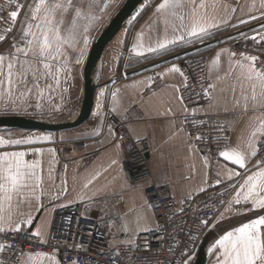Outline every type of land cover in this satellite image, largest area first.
<instances>
[{"label": "snow or ice", "instance_id": "snow-or-ice-1", "mask_svg": "<svg viewBox=\"0 0 264 264\" xmlns=\"http://www.w3.org/2000/svg\"><path fill=\"white\" fill-rule=\"evenodd\" d=\"M111 2L112 0H32L31 4H27V0H7L10 7L7 16L2 15L5 8L0 6V21H10L13 26L17 24L21 13H24L23 21L20 22L21 35L18 43H13L12 50L8 53L0 54V114L18 115L21 112L29 114V109L33 107L31 103L33 99H35V109L43 111L45 102L51 104L54 92L60 93L63 101L62 93L68 92V87L64 85L73 78L74 71L85 64L88 49L93 41L92 30L103 16L107 15ZM235 3L236 6L232 0H162L154 11L156 26L150 25L147 34L143 31L138 34L136 43L132 45L131 54L137 58H144L149 54L163 56L173 47L203 42L223 27L235 28L252 21H264V0H244L243 3L235 0ZM26 5L27 12H24ZM238 10L241 13L240 16H237ZM139 14L138 12L133 16L132 20L134 21ZM260 29L250 37L244 38L250 39L264 51V23L260 24ZM12 30V27H9L7 32L10 33ZM146 35L147 44L145 43ZM5 39L6 35H0V42ZM222 54H226L230 70L225 71L224 76H220V72L224 71L221 62ZM209 73L220 82L231 80L227 89L220 88V93L229 92L233 96L234 106L241 107L245 113H253L247 136L243 137L236 146L226 145L218 153L224 161H230L232 165L246 172L251 161L256 160V170L243 177V183H240L238 188L235 184L228 183L224 192L218 194L222 197L229 189H236L235 194L227 201L224 211L220 213L219 219H224L227 213L238 216L253 210H264V154H262L264 153V60H261L257 54L245 52L239 53L237 58V53L224 48L217 52L211 61ZM168 74H178L183 77V89L190 88L187 83L188 77L179 66L173 64L165 73L157 75L163 78ZM144 83L150 86L153 83V77H148L146 82L137 81L127 87L138 88ZM166 87L173 86L166 85ZM237 87L240 90L238 98L235 96ZM216 89V83H209L201 89L203 95L209 100V108L220 107L216 104ZM175 90L180 92L181 88L176 87ZM120 91L116 89L111 92L113 112L118 111L120 107L118 98ZM194 94L199 95L198 92ZM104 96L105 92L102 89L96 106L100 125L92 131L94 136L100 135L103 126V114L100 111L103 103L100 98ZM176 99L181 104L185 102L183 96H177ZM224 100L227 103V97H224ZM60 107L59 104H52L51 111H59ZM187 111L185 108V112ZM168 112L171 113V109ZM108 133L112 134L110 125ZM52 139L49 135L13 138L11 135L6 137L0 134V148L35 145L52 141ZM196 139L199 140L202 137L197 136ZM222 139L218 137L221 142ZM31 151L34 157L31 160L25 159L29 154L27 151H0V234H3V240L10 235L31 230L34 217L31 212L22 211V207L25 205L31 207L35 202V210L40 211L45 208L43 198L50 201L59 200L61 195L66 196L68 192L66 180L63 181L59 192L46 190L42 174L44 149L34 147ZM47 152L50 156L47 178L54 183L52 164L56 161L55 149L48 148ZM117 163L116 159L111 161V165ZM204 166L209 167L207 157L204 158ZM66 167L65 165V169ZM193 172H195L194 167ZM99 174L96 173L88 179L83 184V189H88L92 180ZM241 176L242 173L235 168L226 167L225 172L216 173L215 185L225 184ZM204 183L207 184L208 180L205 179ZM205 191L202 185L198 186L189 190L186 199L191 200L193 192ZM77 199L92 203L93 197L81 193L78 194ZM180 203L184 204L185 200L182 199ZM220 205H225L223 199L220 200ZM236 205L251 207L237 208ZM205 207L207 208L208 205ZM144 208L152 209L153 205L145 201L142 208L137 210L134 227L130 226L126 218H121L122 222L117 224L118 230L128 236L122 243L130 248L137 247L138 233L154 230L151 226V217L143 211ZM184 211L183 207L179 209L181 213ZM193 211L199 212L200 209L196 208ZM208 224L207 219H201L198 227H207ZM212 227L215 228L216 224ZM155 230H161L159 225H156ZM27 239H35L41 245L49 244L50 224L45 222L36 226L34 231H30ZM3 240H0V264H61L56 250L51 253L21 252V255L13 260L11 254L19 249ZM195 240V236L190 237L191 242ZM74 247L83 248V245ZM208 252L216 255L215 264H264V215H258L257 218L225 232L208 248ZM68 264H78V261L70 259ZM177 264H194V257L189 254V251H182L181 259L177 261Z\"/></svg>", "mask_w": 264, "mask_h": 264}, {"label": "crops", "instance_id": "crops-1", "mask_svg": "<svg viewBox=\"0 0 264 264\" xmlns=\"http://www.w3.org/2000/svg\"><path fill=\"white\" fill-rule=\"evenodd\" d=\"M126 1L127 0H112L109 9H107V15H104L102 20L99 21L92 30L93 41L87 52V58L83 65L84 69L94 42L109 25ZM160 2H162V0H144L106 47L98 66L96 79L99 87L95 94L92 114L84 124L76 129L60 133L28 131L19 137L49 135L53 139L52 141L40 142L35 145L0 148V151H27L29 154L25 159L31 160L34 158L31 150L34 147H41L44 149L42 174L44 176L46 190L49 192H59L63 181H67V195H61V199L59 200L50 201L47 198H43L42 202L45 205L44 209L36 211L35 202H33L31 207L27 205L22 207V211L31 212L34 217L31 231H34L36 226L45 222L50 224L51 229L56 216L63 215V212L67 208L79 203H87L85 207L86 216L98 221L103 232L109 233L108 237L111 239V244L115 243V238L116 242L125 240L124 235L126 233L119 231L117 228V224L122 222L121 218H126L130 222V226H135L134 222L137 219V210H140L142 205H144L146 201L145 192L150 184L137 187H131L129 185L124 171V161L127 158V153L118 142L115 128L108 122L110 113L127 124L134 138L146 139L149 142L151 147L149 161L153 172L152 182L155 185H169L172 196L179 201L186 198V194L191 189L201 185L205 189L208 187L209 171L205 168L201 155L186 127V119L194 113V110L186 106L185 103L181 104L176 99L177 96H181V91L176 92L175 88L183 87V77H180L178 74L165 75L162 78L163 84L157 88L152 87V84L149 86L147 83L140 84L138 88L127 87V85L137 81L146 82L148 77L154 78L158 76V73H165L173 64L181 68L183 55L180 56V54L190 50L198 49L200 52L208 53L211 63L216 53L220 52L221 49L227 48L230 51V43L232 41L238 39L240 36L253 35L255 31L261 30L260 24L264 23V21L257 20L259 23L254 25L256 28H253L252 31L248 29L254 26H250L244 30H234L230 32V35L225 36L223 40L220 39L218 42V39L211 42L206 39L203 42H197L192 45H179L173 47L163 56L149 54L144 58H137L131 54L132 45L136 43V38L139 33L143 31L147 34L150 25L153 27L156 26L154 11L155 7ZM232 2L234 6H236L235 0H232ZM243 2L244 0H240V3ZM142 8L143 11H141ZM138 12L140 13L139 16L133 21L132 17ZM240 15L241 13L238 10L237 16ZM129 21L132 22L129 23ZM224 28L226 27L218 31L224 30ZM246 30L250 32L248 33ZM218 31H215L214 35L208 39H214ZM224 40H226V42H222ZM120 41H122V43H120ZM145 43H148L147 35L145 36ZM221 62L224 71L220 72V76H224L225 71H230L226 54H222ZM211 78L213 79V83L217 84L216 104L220 105V107H207L206 112L230 126L232 131L231 146H236L243 137L247 136L253 113H245L241 107L234 106L232 103L233 96L229 92L225 91L224 93H220V88L227 89V85L231 80L220 82L212 76ZM84 85L85 81L80 83V90L83 95ZM166 85H171L173 87H166ZM64 86L68 87V92L62 93L64 96L63 99L70 100L69 92L71 87L74 86V82L68 81L67 85ZM102 89L105 92V96L100 98L103 103V107L100 110L103 114V126L100 135L94 136L92 135V131L100 125V117L96 115V106L99 93ZM116 89L121 90L118 97L120 107L118 111L113 112L111 92ZM54 94L60 93L54 92ZM239 95L240 90L237 87L235 93L236 98H238ZM224 97H227V103H225ZM185 108H187V112H185ZM225 108H227V111H225ZM169 109H171V113L168 112ZM80 110L74 117L75 119L79 116ZM9 115L24 116L26 114ZM34 115L35 114L32 113V116ZM109 125L112 128L111 135L108 133ZM8 135L10 134L8 133ZM65 141H84L86 146L80 150L76 156L67 157L62 155L57 148L58 143ZM117 145H119V147H117ZM48 148L55 149L56 161L52 164L54 183L47 178L50 160V156L47 152ZM113 159H116L118 163L111 165ZM255 163L256 161L253 159L248 165V171L246 172L244 169H239L238 166L232 165L230 161L223 160L222 173L225 172L226 167L235 168L237 171L241 172L242 176L233 180L234 183H236V188H238L239 184L243 183V177L256 170ZM65 165L67 166L66 169ZM193 167L195 168V172H193ZM96 173L100 174L95 176V179L92 180L88 189H83V184ZM205 179L208 180L207 184L204 183ZM235 191L236 189L233 195ZM81 193L92 196V203H89L87 200L82 202L77 199L78 194ZM194 193L197 192H193V194ZM107 195H113L115 201L111 204L96 201L98 198ZM235 207L250 208L251 206L236 205ZM143 211L150 215L152 220L151 226L154 228L156 219L153 212L151 209L147 208H144ZM223 211L224 209L222 212ZM258 215H264V210H253L238 216L227 213L224 219H219V215L217 219L219 223H217L216 220L214 223L216 227L210 228L202 243V245L205 246V264H215L216 255L210 254L208 248L212 246L221 235L227 231L233 230L243 223L249 222L251 219L257 218ZM141 233L144 232L138 234ZM57 258L61 261L59 257ZM196 261L194 264H196ZM61 264H63L62 261Z\"/></svg>", "mask_w": 264, "mask_h": 264}, {"label": "built area", "instance_id": "built-area-1", "mask_svg": "<svg viewBox=\"0 0 264 264\" xmlns=\"http://www.w3.org/2000/svg\"><path fill=\"white\" fill-rule=\"evenodd\" d=\"M29 1L27 0V4ZM0 6L5 8L2 15L7 16V12L10 10L7 0H0ZM17 24L13 26L10 21H0V35H6V39L0 42V47L11 38ZM9 27L13 29L10 33L7 32ZM245 36L250 37L251 34L240 36L232 41L230 51L237 53V58L239 53L245 52L257 54L261 60H264V51L250 39L246 40ZM209 65V54L200 52L198 49L190 50L182 56L181 70L188 77L187 83L190 88L184 90L182 87L181 96L185 97L186 106L194 110V113L186 119V127L203 163L205 157L209 162L207 168L209 184L205 192L194 193L191 200L184 198L185 203L181 204L172 196L169 185H155L152 182L153 172L149 161L151 154L149 142L146 139L134 138L127 124L110 113L108 122L115 128L118 142L127 153L124 171L129 185L137 187L150 184L145 192V198L153 205L151 211L156 219L154 230L138 234L136 248H130L122 242L114 246L108 235L101 229L99 222L86 216L87 203H79L67 208L63 215L55 217L50 229V243L47 245H41L35 239H27L31 230L10 235L6 240H3V234H0V240L12 243L15 248L19 249L11 254L12 259L21 255V252L45 251L51 253L56 250L57 257L63 264H68L70 259H76L78 264H177V261L181 259L182 251H189L190 255H195L234 192L233 188L229 189L222 197L218 195L224 192L228 183L234 184V181L215 185L216 173L218 171L222 173L223 158L219 157L218 153L226 145H231L232 131L225 122L206 112L209 100L203 95L201 89L209 83H213ZM161 84H163V79L155 76L152 87L157 88ZM195 92H198L199 95H195ZM189 97L190 99H188ZM197 136L202 139H196ZM218 137L223 138L222 142L218 140ZM85 146L84 141H65L57 144L60 153L67 157L76 156ZM221 199L225 201L223 206L220 205ZM96 201L111 204L115 201V197L107 195ZM205 205L208 207L206 208ZM213 205L217 207L213 208ZM181 207L185 209L183 213L179 212ZM196 208L200 211L194 212L193 209ZM173 212L176 214L173 215ZM201 219L209 221L207 227H198ZM156 225H159L161 230H155ZM192 236L196 237L194 242L190 241ZM127 238L128 236L125 234L124 239ZM75 245H83V248H76ZM117 252L119 253L118 257Z\"/></svg>", "mask_w": 264, "mask_h": 264}, {"label": "water", "instance_id": "water-1", "mask_svg": "<svg viewBox=\"0 0 264 264\" xmlns=\"http://www.w3.org/2000/svg\"><path fill=\"white\" fill-rule=\"evenodd\" d=\"M143 1L144 0H127L115 17L111 20L109 25L94 42L84 69V100L80 114L74 121L47 122L22 116H5L0 117V129L60 133L76 129L84 124L92 114L95 94L99 87L97 79L95 80L94 72L99 66L102 54L108 44L124 26L127 20L135 13ZM253 28H256V26L249 28L248 30H252ZM218 41L219 40H217V42ZM188 52L180 54V56ZM204 248L205 246L202 245L199 249L196 264H205Z\"/></svg>", "mask_w": 264, "mask_h": 264}, {"label": "rangeland", "instance_id": "rangeland-1", "mask_svg": "<svg viewBox=\"0 0 264 264\" xmlns=\"http://www.w3.org/2000/svg\"><path fill=\"white\" fill-rule=\"evenodd\" d=\"M31 3H32V0L29 1V4H31ZM24 12H27V7L25 8ZM23 18H24V13L22 12L20 17H19V21H18L17 27H16L13 35L3 46L0 47V54L8 53L9 51L12 50L13 43H18V38L21 35L20 22L23 21ZM258 23L259 22H257V21H255V22L252 21L249 24L240 25V26L235 27V28H233V27L227 28L226 27V28H224V30L218 31L217 36L214 37V39H211V40L207 39V40L209 42L217 40V39L223 40V38H225V36L230 35V32H233L234 30H236V31L237 30H244L245 28H249L250 26H254ZM250 31H252V30H250ZM222 42H226V40H224ZM83 71H84L83 67L77 69L73 73V78L69 80V81L74 82V86H75V87L74 86L71 87V90L69 92L70 100H64L63 99V101H62L61 100V94H54L53 93L51 104L45 102L44 107H43V111H38L34 107L35 99H33L31 101V103L33 104V107L29 109V114H26L22 117L38 119V120L47 121V122H64V121L72 120L76 116V114L79 112L81 105H82V102H83V98H84V95H83L82 91L80 90V83L84 82ZM52 104H59L61 106L60 110L59 111H51ZM32 113L35 115L32 116ZM20 114H23V112H21ZM5 116H16V115H2V114H0V117H5ZM26 132H28V131L16 130V129H0V134H3V135L6 134L5 136L7 137L8 133H9L13 138H20L19 136H21L22 134H24ZM234 184L236 185V183H234ZM234 190H235V188H234ZM105 234L108 235L109 233H105ZM119 242H122V241L116 242V238H115V243H112V245L115 246ZM197 257H198V252L194 255V262L196 261Z\"/></svg>", "mask_w": 264, "mask_h": 264}, {"label": "bare ground", "instance_id": "bare-ground-1", "mask_svg": "<svg viewBox=\"0 0 264 264\" xmlns=\"http://www.w3.org/2000/svg\"><path fill=\"white\" fill-rule=\"evenodd\" d=\"M97 72H98V68L95 70V72H94V77H95V80H96V78H97ZM71 121H74V120H71Z\"/></svg>", "mask_w": 264, "mask_h": 264}]
</instances>
